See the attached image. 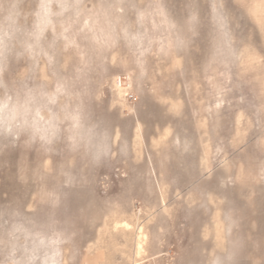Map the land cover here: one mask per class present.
I'll list each match as a JSON object with an SVG mask.
<instances>
[{
  "label": "rangeland",
  "instance_id": "1",
  "mask_svg": "<svg viewBox=\"0 0 264 264\" xmlns=\"http://www.w3.org/2000/svg\"><path fill=\"white\" fill-rule=\"evenodd\" d=\"M86 2L103 4V14L75 19L68 50H61L63 41L54 45L53 68L71 91L87 81L83 102L111 133L114 154L92 165L63 131L51 144L23 136L14 145L0 141V261L24 264L35 256L39 264L46 249L36 234L47 243L60 228L71 234L63 245L67 264H201L228 213L232 264H264L260 0H223L232 54L217 71L209 67L212 0ZM22 7L31 13L38 4L25 0ZM98 26L118 37L106 51L91 40ZM145 29L148 50L140 56L124 36ZM45 35L51 42V32ZM177 35L190 43L177 46ZM166 36L173 38L171 48L149 47L148 38ZM28 67L25 58L10 59L6 80ZM57 221L52 229L42 227Z\"/></svg>",
  "mask_w": 264,
  "mask_h": 264
},
{
  "label": "clouds",
  "instance_id": "2",
  "mask_svg": "<svg viewBox=\"0 0 264 264\" xmlns=\"http://www.w3.org/2000/svg\"><path fill=\"white\" fill-rule=\"evenodd\" d=\"M36 2L37 10L30 13L22 7L25 0H0V141L10 140L14 145L23 136L27 137L26 142L51 144L63 131L68 133L69 142L76 151L82 153L92 165H99L114 154L111 133L101 122L91 118L83 102V97L87 94V81H83L85 84L83 90L74 92L69 89L70 82L67 78L57 79V73L53 68L56 52L53 49L56 41L60 40L64 42L61 50L67 51L69 47L67 33L75 19L89 13L102 16L103 4L90 8L86 0H36ZM54 7L58 11L54 12ZM255 7L264 20V0H260ZM144 15L140 14L141 27ZM212 15L215 36L209 67L217 71L220 68H227L233 40L223 0H212ZM149 19L151 20V14ZM46 32H51V42L46 39ZM192 35H195L194 31ZM146 36L147 29L143 34L125 33L124 38L130 48H134L135 52L143 56L148 50L143 47ZM117 39L114 30L109 31L104 26H98L91 36L97 50L105 51L114 46ZM147 42L149 47L152 43L158 42L165 43L169 48L174 43L171 36H166L163 41L148 38ZM175 43L177 46L186 47L190 43V38L177 35ZM21 58L29 62V67L17 78L6 80L10 59L18 61ZM220 74L224 75L223 72ZM179 144L180 141L177 140L176 145ZM187 150L185 145L184 151ZM58 223V221L47 223L42 227L52 229ZM233 225L231 215L222 214L216 225L215 235L218 242L211 251L202 253L201 264H232L234 252L229 238ZM36 235L39 237L40 246L46 249L40 256L39 264H67L63 259L65 251L63 245L70 244L71 234L57 228L55 233L49 236L47 243L39 233ZM35 259V256H31L24 264H33ZM0 264L4 262L0 261ZM12 264L21 262L14 261Z\"/></svg>",
  "mask_w": 264,
  "mask_h": 264
}]
</instances>
